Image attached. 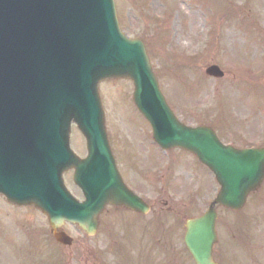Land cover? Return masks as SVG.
Instances as JSON below:
<instances>
[{
  "label": "rangeland",
  "instance_id": "374dc122",
  "mask_svg": "<svg viewBox=\"0 0 264 264\" xmlns=\"http://www.w3.org/2000/svg\"><path fill=\"white\" fill-rule=\"evenodd\" d=\"M116 1L122 31L130 38L143 39L147 53L152 56V68L160 75V88L184 124L211 122L216 111L213 108L220 98L217 109L220 112L221 107L228 105L232 123L234 119L254 120V128L248 123L241 128L247 142L259 145L264 140V111L261 113L264 81L258 87L260 95L252 98L248 88L235 83L240 79L233 74L221 80L204 74L212 64L224 70L227 66L231 69L230 63L264 62V8L263 18L258 19L251 11L243 12L242 16L236 13L237 7L251 8L248 0H237L232 16L228 11L221 13L223 5L228 8V0H186L187 9L181 0ZM132 1L145 4L142 11L146 15L139 14L129 4ZM152 10L155 11L151 13ZM166 11L178 13V17L172 16L166 23L152 17L153 13ZM240 24L246 26V31L238 28ZM132 92L128 80L105 81L99 87L109 140L124 180L150 205L163 209L162 214L137 217L123 211L109 216L108 212L102 218L100 233L90 238L77 227L66 225L64 231L74 238V244L62 248L55 245L47 219L38 210L13 209L0 200V264H102L107 259L106 264H115L116 251H110L115 240L108 239L114 231L116 240H120L117 250L127 246V241H122V219L127 220L125 226L130 231L127 237L147 238L142 240L144 245L150 242L152 264H193L188 258L182 259L179 245L182 225L186 218L207 208L218 186L213 176L186 154L170 151L162 155L152 141L148 124L133 105ZM72 133V150L83 155V139L75 127ZM64 180L68 190L81 200L72 173L65 174ZM168 227L172 229L173 247L170 240L158 239L159 232L169 236ZM155 228L157 231L153 232ZM219 230L217 259L221 264H264V186L249 197L243 210L220 212ZM70 255L72 262L68 261Z\"/></svg>",
  "mask_w": 264,
  "mask_h": 264
},
{
  "label": "water",
  "instance_id": "95a60500",
  "mask_svg": "<svg viewBox=\"0 0 264 264\" xmlns=\"http://www.w3.org/2000/svg\"><path fill=\"white\" fill-rule=\"evenodd\" d=\"M103 10L109 18L108 21L104 20V30L108 33L109 43H113L119 37L127 48H133L139 55L144 68L141 71H135L133 68L114 67L116 61L119 62V58L117 54H111L102 62L106 68L101 71L99 79L117 76L132 78L136 90L135 103L151 122L155 137L163 145L179 146L194 152L214 172L216 180L221 185L215 203L233 210L240 209L247 194L254 190L264 177V153L233 151L221 146L206 129L190 130L170 121L166 115L163 99L152 78L143 46L137 42L130 43L121 36L112 0L105 1ZM91 39L93 42L90 46L100 41V38ZM105 47L106 43L100 49ZM215 71L213 68L208 73H215ZM96 83L97 81L93 84V97L97 104ZM34 99L40 100L38 95ZM40 103L42 104V101ZM25 107L26 102L23 103L22 115L30 118L32 113L28 114ZM66 107L72 106L66 105ZM97 108L99 111L98 105ZM71 118L77 121L80 130L87 138L89 155L82 161L76 159L68 150V121ZM102 123V114H99L94 124L97 135L94 137L93 125H90L91 119L86 116L82 124L76 114L70 111L63 133L58 138L60 145L55 152L41 157L32 150L29 159L38 158L39 162L26 166L25 174L5 177L6 184L0 191L7 194L8 201L16 205L33 204L42 209L47 214L53 230H56L64 221H70L78 224L88 234H94L97 228V216L106 204L123 205L144 212L145 210L142 209L144 205L141 202L127 197L107 148L104 146L105 151H101L99 159H92L96 154V143H105ZM15 133V130H11L10 136L14 138ZM35 149L38 150V148ZM103 163L106 164V170L101 171L99 167ZM71 167L75 169L74 182L81 188L85 198L81 204L66 192L62 184V172ZM215 217V209L211 205L203 216L186 222L184 242L196 264H215L211 258L212 246L216 242ZM55 237L63 243L69 240L63 234H55Z\"/></svg>",
  "mask_w": 264,
  "mask_h": 264
},
{
  "label": "flooded vegetation",
  "instance_id": "af4514ba",
  "mask_svg": "<svg viewBox=\"0 0 264 264\" xmlns=\"http://www.w3.org/2000/svg\"><path fill=\"white\" fill-rule=\"evenodd\" d=\"M262 8H264V1H263V6H262Z\"/></svg>",
  "mask_w": 264,
  "mask_h": 264
}]
</instances>
